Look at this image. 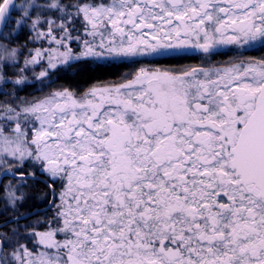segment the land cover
<instances>
[{
	"label": "snow or ice",
	"instance_id": "obj_1",
	"mask_svg": "<svg viewBox=\"0 0 264 264\" xmlns=\"http://www.w3.org/2000/svg\"><path fill=\"white\" fill-rule=\"evenodd\" d=\"M0 264H264V0H0Z\"/></svg>",
	"mask_w": 264,
	"mask_h": 264
},
{
	"label": "trees",
	"instance_id": "obj_2",
	"mask_svg": "<svg viewBox=\"0 0 264 264\" xmlns=\"http://www.w3.org/2000/svg\"><path fill=\"white\" fill-rule=\"evenodd\" d=\"M88 85H84V87H87Z\"/></svg>",
	"mask_w": 264,
	"mask_h": 264
}]
</instances>
